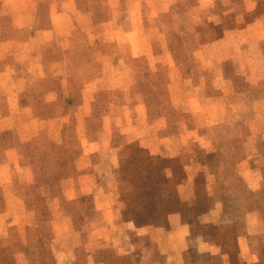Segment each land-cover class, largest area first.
<instances>
[{"label": "rangeland", "instance_id": "obj_1", "mask_svg": "<svg viewBox=\"0 0 264 264\" xmlns=\"http://www.w3.org/2000/svg\"><path fill=\"white\" fill-rule=\"evenodd\" d=\"M11 33L0 264H264V0H0Z\"/></svg>", "mask_w": 264, "mask_h": 264}, {"label": "crops", "instance_id": "obj_2", "mask_svg": "<svg viewBox=\"0 0 264 264\" xmlns=\"http://www.w3.org/2000/svg\"><path fill=\"white\" fill-rule=\"evenodd\" d=\"M242 1V0H241ZM245 3V2H244ZM20 27H18L19 31ZM42 33H49L54 34V29L47 27L40 30H34L29 32V38L21 40V42L27 43L28 41H32L35 38L39 37ZM18 34L15 35V33L7 34L0 38V59L3 60L2 67L0 68V86H5L7 89L5 90L7 94L5 95L7 99L3 101V103L0 100V116L2 115V112L5 111V114L2 117H19L23 110L26 108L24 105L20 102V93L23 90V86H27L28 84L32 83V80L28 74V71L25 73L21 72V65L23 62L20 61L19 58H16L14 56V43L18 42ZM38 39V38H37ZM43 38H39V42L42 41ZM20 42V43H21ZM48 41H45L41 44H44ZM30 65L29 69L27 66V70H32V63H28ZM27 64V65H28ZM34 68V67H33ZM36 68V66H35ZM30 78V79H29ZM21 86V87H20ZM1 94V93H0ZM11 94L14 95L13 100L11 99ZM2 111V112H1ZM33 116L31 115L30 119H32ZM17 125L13 127V129L17 128ZM20 138L19 141L23 142L24 139ZM30 138V136H29ZM17 143H14L11 146H8L4 148L3 150V158L0 160V186L6 187L7 182L13 180V175H11V172L14 171L12 169V166L17 168V164L19 162L18 158V151ZM22 170L17 169V172H21ZM5 203L7 204V207H11V203L8 202L13 201V197L9 195L7 192L4 195ZM7 216L4 217L3 223L1 224L0 231L2 230V226L5 224V222H8Z\"/></svg>", "mask_w": 264, "mask_h": 264}]
</instances>
